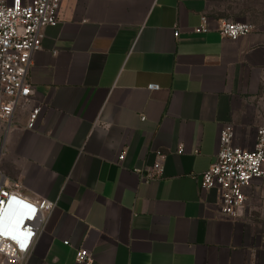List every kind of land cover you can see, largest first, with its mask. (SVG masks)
I'll list each match as a JSON object with an SVG mask.
<instances>
[{
	"label": "crops",
	"instance_id": "0c3cea01",
	"mask_svg": "<svg viewBox=\"0 0 264 264\" xmlns=\"http://www.w3.org/2000/svg\"><path fill=\"white\" fill-rule=\"evenodd\" d=\"M241 1L61 0L32 57L31 96L9 126L0 118L7 188L56 203L27 264H84L78 249L92 264H261L264 179L238 218L200 179L224 125L246 150L259 126L264 27L237 40L217 31ZM203 15L212 29L196 33ZM158 162V180L135 172Z\"/></svg>",
	"mask_w": 264,
	"mask_h": 264
},
{
	"label": "built area",
	"instance_id": "2783aa9c",
	"mask_svg": "<svg viewBox=\"0 0 264 264\" xmlns=\"http://www.w3.org/2000/svg\"><path fill=\"white\" fill-rule=\"evenodd\" d=\"M60 2L0 0V90L5 97L0 103V118L7 126L11 124L20 102L31 96L27 76L32 57L42 47L43 28L57 24ZM211 29L208 16L203 15L194 31L207 33ZM254 30L253 24L244 21L221 20L217 25V31L231 40ZM175 36H179V30L175 31ZM148 88L158 90L159 86L150 84ZM42 110V106L31 109L28 129H36ZM234 135L232 124L221 128L215 160L200 179L203 189L219 190L220 213L238 218L246 206V187L255 180L264 179V123L258 126L254 146L250 150L234 145ZM183 152L184 147L180 146L178 153ZM124 157V153L120 154L119 160ZM135 172L144 181L158 180L164 174V166L158 162L153 168L136 169ZM6 180L7 177L0 171V255L3 264H27L34 242L44 230L56 203L47 199L29 200L8 189ZM19 218L26 220V225L21 228L16 226ZM64 244L68 245L69 241H64ZM75 257L77 262L84 264L94 261L91 252L86 249H78Z\"/></svg>",
	"mask_w": 264,
	"mask_h": 264
},
{
	"label": "rangeland",
	"instance_id": "374dc122",
	"mask_svg": "<svg viewBox=\"0 0 264 264\" xmlns=\"http://www.w3.org/2000/svg\"><path fill=\"white\" fill-rule=\"evenodd\" d=\"M240 6L235 11L236 16H231L228 20L244 21L264 27V0H243L240 2ZM256 102V107L259 111L258 124L261 125L264 123V81L262 82ZM262 185L264 184L262 183ZM257 221L259 225L256 227L259 231L262 251L261 264H264V217L257 218Z\"/></svg>",
	"mask_w": 264,
	"mask_h": 264
},
{
	"label": "clouds",
	"instance_id": "9594fccd",
	"mask_svg": "<svg viewBox=\"0 0 264 264\" xmlns=\"http://www.w3.org/2000/svg\"><path fill=\"white\" fill-rule=\"evenodd\" d=\"M24 225H26V220L23 219V218H19L17 221H16V226L17 228H21L23 227Z\"/></svg>",
	"mask_w": 264,
	"mask_h": 264
},
{
	"label": "snow or ice",
	"instance_id": "6c2138e0",
	"mask_svg": "<svg viewBox=\"0 0 264 264\" xmlns=\"http://www.w3.org/2000/svg\"><path fill=\"white\" fill-rule=\"evenodd\" d=\"M22 247H23V245H22Z\"/></svg>",
	"mask_w": 264,
	"mask_h": 264
}]
</instances>
